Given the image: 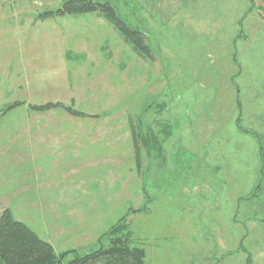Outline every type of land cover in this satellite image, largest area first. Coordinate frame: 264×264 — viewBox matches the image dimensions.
<instances>
[{"label":"rangeland","instance_id":"1","mask_svg":"<svg viewBox=\"0 0 264 264\" xmlns=\"http://www.w3.org/2000/svg\"><path fill=\"white\" fill-rule=\"evenodd\" d=\"M64 1L0 0V182L71 176L73 150L83 189L54 207L49 190L37 201L3 187L0 214L57 255L97 250L125 217L145 264H264V0H93L143 33L141 55L99 14L40 18ZM47 103L83 115L31 110ZM132 122L169 124L161 155L140 148L136 162ZM40 130L109 133L92 139L109 148L16 149ZM99 156L111 162L92 168Z\"/></svg>","mask_w":264,"mask_h":264},{"label":"trees","instance_id":"2","mask_svg":"<svg viewBox=\"0 0 264 264\" xmlns=\"http://www.w3.org/2000/svg\"><path fill=\"white\" fill-rule=\"evenodd\" d=\"M85 14L101 15L112 25L123 42L129 45L137 55L150 53L143 33L132 28L125 19L120 18L109 2L65 0L59 9L54 12H44L40 18L46 20L54 16L73 17ZM17 105L19 103H14L9 108H15ZM58 107L71 116L79 117L83 115V113L72 109V107H63L59 103L32 106L31 110L43 112ZM132 124L134 123H131V134L136 162H139L140 148L145 151L149 158L154 152L158 156L161 155L163 150L158 138L163 136V139H167L172 135L169 124H162L159 134L154 133L150 126L143 130L140 124H134L135 126ZM258 187L257 185L255 189H258ZM129 238L130 230L124 217L100 236L97 241V250L83 256L78 255L75 250L57 255L48 242L40 239L24 223L15 220L11 212L6 209L0 214V264H145L144 249L133 246ZM70 256L71 259L63 263ZM247 264H250L249 257Z\"/></svg>","mask_w":264,"mask_h":264},{"label":"crops","instance_id":"3","mask_svg":"<svg viewBox=\"0 0 264 264\" xmlns=\"http://www.w3.org/2000/svg\"><path fill=\"white\" fill-rule=\"evenodd\" d=\"M95 134H97V133H95L93 131L78 132L76 130H73V131L61 130V131L53 132L52 134H50L47 131L40 130V131H37V133H35V139L40 138L39 142L34 141V140L28 141V139H27L28 137L25 136L22 139V143H23L22 146L19 148H16V149L20 150L21 152H22V150L25 152L26 149H28L30 146L33 145V147L39 146V147H43V149H45V147H48V148L50 147V149L56 148L57 153L59 154L61 152V150H62V152H63V150H67L69 148L80 150L83 147L88 148L89 146L94 148L98 144H101L102 147H104V145H106L109 148V141L92 140L96 137H99L102 139L109 138V133L102 134V135L100 133V136H97ZM49 138H61V140L51 142L48 140ZM77 138H82L83 140L78 141ZM52 144H54V145H52ZM24 146L26 148H24ZM14 147L15 146H12L13 152H10L9 151L10 149H8L5 152V154H8L7 159H9L10 161L13 158L16 159L15 153H14L16 150L14 151ZM35 150H36V148H35ZM27 152H29V149L27 150ZM23 154L25 156V153H23ZM27 154L29 155V153H27ZM21 155H22V153H21ZM12 156H14V157H12ZM24 156L22 157V159H23L22 161H25ZM99 158H100L99 160L95 159V162L93 163L94 166L92 168L101 166V162H103L104 160H106L107 162H109V161L111 162V160L109 159L108 156L106 159H104V157L101 158L100 156H99ZM76 159H77V154L73 150H71L70 160L67 162L70 164H68L66 166V170L69 171V173H71V176H67L65 178L61 176V178H59L58 180L51 181L50 185L46 184L45 182L43 183V181H41V183H40V181L38 180L37 177H36V179L32 178L31 180H30V178L25 179V176L24 177L21 176V172L18 173L19 179L21 181L19 179L12 180L11 178H6L5 183H3V184H5V186H3L4 187V195L6 194V192H7V194L12 195L13 192L15 191V189H20V187H23L24 189H20V191L23 194H27V196L31 197V199L34 198L35 200L39 201L40 197H41L40 191L49 190L50 193L56 197V198L55 197L52 198V201H56L55 203H53V206L56 207L57 201L59 202V200L64 199V197L66 195V191L70 192L69 196H70V198H72L73 193L79 192L83 189V187L79 186L80 181L78 183L77 181L71 180V178L74 177V175L78 173V168H80L79 165L77 164ZM26 160L28 161L27 158H26ZM119 161H120V159L118 160V162ZM9 164L10 163L6 164L7 170H8V168H10V166H7ZM12 164H14V160H12ZM14 166H16V165L14 164ZM18 181H20V183ZM14 184L17 185L16 188L13 186ZM80 185L83 186L84 183H80ZM3 187L1 186V182H0V192L3 191ZM10 198L13 199V197L7 196L5 198V200L8 201V199H10ZM1 200H3V198ZM33 202H36V201H33ZM55 217L58 218L59 216L56 215ZM69 217L70 216H68V218ZM58 222L59 221H56V223H58ZM57 226L61 227L60 224H57ZM77 233L81 234L82 232L77 231Z\"/></svg>","mask_w":264,"mask_h":264}]
</instances>
